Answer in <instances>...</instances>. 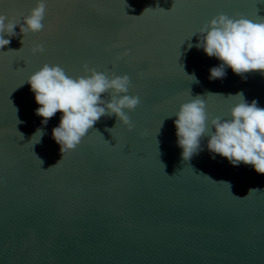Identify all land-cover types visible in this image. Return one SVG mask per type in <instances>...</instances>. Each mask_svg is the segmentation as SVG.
Here are the masks:
<instances>
[{"label":"water","instance_id":"water-1","mask_svg":"<svg viewBox=\"0 0 264 264\" xmlns=\"http://www.w3.org/2000/svg\"><path fill=\"white\" fill-rule=\"evenodd\" d=\"M38 2L0 0V15L22 21ZM45 3L43 31L24 36L17 26L0 49V264H264V175L211 153L210 136L185 161L175 127L197 95L209 132L212 119H231L239 101L229 95L243 91L264 108V75L225 68L210 80L221 61L196 47L220 14L260 22L264 0ZM37 45L45 51L34 55ZM45 64L72 78L85 64L128 75V95L140 98L126 110L133 131L106 115L63 158L52 135L62 113L44 125L27 83Z\"/></svg>","mask_w":264,"mask_h":264},{"label":"clouds","instance_id":"clouds-1","mask_svg":"<svg viewBox=\"0 0 264 264\" xmlns=\"http://www.w3.org/2000/svg\"><path fill=\"white\" fill-rule=\"evenodd\" d=\"M45 12V0H39L37 6L22 21L0 15V49L11 43V39L4 38L5 35L10 38L17 35V26H20V32L24 36L43 31ZM199 34L200 42L196 47L203 49L208 57L221 61L219 67L210 69V80L225 78V68H230L234 74L245 80L247 74L264 75V19L253 22L242 16L230 18L220 14L213 18L210 24L204 25ZM44 51L43 45L32 49L34 55ZM124 55L129 53L125 52ZM84 72V76L72 78L59 65L45 64L27 81L35 94L36 103L40 106L36 115L43 118L44 125L58 112L62 113L60 124L53 129L52 135L60 145L63 158L66 153L75 150L101 117L106 115H115L129 131H133L126 110L134 111L140 104L138 96L128 95L131 85L128 75L113 74L109 78L106 72L90 70L87 64L84 65ZM190 77L193 82L199 83L194 74ZM104 94H110V102L101 98ZM203 97L197 95L190 102L182 104L175 115L176 135L178 146L183 150V159L188 161L199 154L202 150L201 139L210 136L207 148L211 153L226 158L233 166H239L241 163L252 166L258 174L264 175V108L258 106L257 100L248 103L243 91L229 95L239 101L231 109V119H212L211 126L215 131L209 132V115ZM107 131L111 132V129ZM37 134H40L41 138L44 133L42 129H38L35 135ZM20 135L24 138L22 133ZM37 159L42 166L43 160L38 157ZM61 161L62 159L51 168ZM219 183L227 184L231 191L229 183ZM254 191L259 189H250L249 194ZM245 198L247 196L243 199Z\"/></svg>","mask_w":264,"mask_h":264}]
</instances>
